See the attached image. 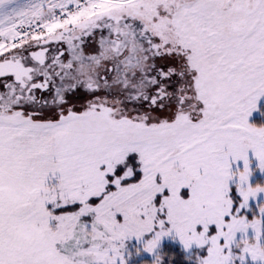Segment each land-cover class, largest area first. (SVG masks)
<instances>
[{
    "label": "snow or ice",
    "instance_id": "6c2138e0",
    "mask_svg": "<svg viewBox=\"0 0 264 264\" xmlns=\"http://www.w3.org/2000/svg\"><path fill=\"white\" fill-rule=\"evenodd\" d=\"M262 96L264 0H0V264H264Z\"/></svg>",
    "mask_w": 264,
    "mask_h": 264
},
{
    "label": "rangeland",
    "instance_id": "374dc122",
    "mask_svg": "<svg viewBox=\"0 0 264 264\" xmlns=\"http://www.w3.org/2000/svg\"><path fill=\"white\" fill-rule=\"evenodd\" d=\"M249 120H250V122L256 123L258 125L264 124V96H262L260 98V100L258 102V109L253 111L252 115L249 117ZM253 167H255V161L253 162ZM251 179H252L253 183L264 182V173L260 172L257 169L254 172ZM169 242L171 244H175L185 254V252L182 248V245L178 241H173L171 238H165L162 241L161 246H163L164 243H169ZM152 260H153L152 254H149L147 252H141L140 254H138L132 258V260L130 261V264H144L145 261L148 262V264H151Z\"/></svg>",
    "mask_w": 264,
    "mask_h": 264
},
{
    "label": "trees",
    "instance_id": "16d2710c",
    "mask_svg": "<svg viewBox=\"0 0 264 264\" xmlns=\"http://www.w3.org/2000/svg\"><path fill=\"white\" fill-rule=\"evenodd\" d=\"M161 250L173 256L172 264H188L184 259L185 254L175 244H171L170 242L164 243V245L161 246ZM167 259L168 258L165 257V264H167Z\"/></svg>",
    "mask_w": 264,
    "mask_h": 264
}]
</instances>
